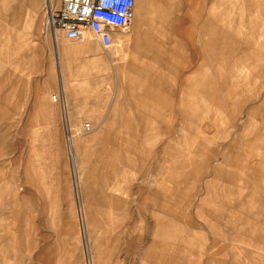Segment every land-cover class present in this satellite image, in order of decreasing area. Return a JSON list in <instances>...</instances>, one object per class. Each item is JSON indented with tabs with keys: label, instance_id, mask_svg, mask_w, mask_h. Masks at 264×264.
<instances>
[{
	"label": "rangeland",
	"instance_id": "374dc122",
	"mask_svg": "<svg viewBox=\"0 0 264 264\" xmlns=\"http://www.w3.org/2000/svg\"><path fill=\"white\" fill-rule=\"evenodd\" d=\"M181 1L177 0L171 20L175 19V9ZM46 4L47 0H39L37 6L33 5V31L29 34L20 32L22 42L23 39L29 42L23 44L17 54H11L5 68L0 69V73L10 74V87L16 90L9 102L14 111L5 117L0 111V264H150L149 261L162 260L148 251L154 218L144 210L141 197L148 188L159 189L156 181L163 177L168 164L164 160L163 147L169 142L179 141L178 134L168 132L173 119L168 106L171 102L161 101L158 131H149V122L153 120L149 116L151 114L138 108V104L128 103L131 95L120 94L125 90L122 82L129 75L125 70L127 63L121 57L124 52L128 53L131 44H122L119 35L123 39L130 36L134 21L127 30L111 33L113 42L107 48L92 32L78 42L66 39L61 32L55 39L47 24ZM185 7L181 11L185 23L169 27L172 35L181 36L182 49H175L173 37L160 39L159 51L166 53L147 55L137 63H152L158 67L169 62L176 68L170 72L174 89L199 85L193 80L201 74L195 73L199 72L200 66L204 71L206 62L209 70L205 73L210 78L206 85H226L234 80L241 85L237 88V97L241 94L239 98L264 92L263 77H251V66L243 59L239 60L247 34H264V0H225L223 3L207 0L205 4L194 2ZM210 11L222 15L219 21L222 29H229L232 25L234 37L238 36L233 40L238 59L230 62L225 55L220 69L210 63V52L199 36L201 20L193 18L197 12L206 16ZM3 26L4 23L0 22V40L6 29ZM87 36L91 39L87 40ZM55 43H59L58 47ZM120 44L123 47L121 51ZM18 59L26 62L25 68L18 64ZM32 59H36L37 65L33 69L29 67ZM95 62L103 64L88 65ZM88 69L94 71L90 73ZM96 77L101 78L96 81L101 85L89 87L90 82L86 79ZM189 77H192V83H186L185 79ZM60 86L65 88L62 91L67 97L80 92L96 93L102 89L105 101L93 107L94 111H85L88 107L75 108L67 98L68 107L64 113L59 109L48 116L34 114L38 98L45 105H59ZM187 92L190 91H172L170 100L178 103ZM54 96H57V101ZM140 97H148V94ZM222 99L228 97L223 94ZM245 105L237 104L239 117L236 121L227 107L217 121L208 119L203 123L204 134L212 140L210 149L221 153L232 138L244 137L242 128L247 116L239 112L245 110ZM262 105L260 102L247 103V110L254 112L255 117L251 121L259 142L256 141L257 150L253 152L247 151L245 145H238L241 160L264 157L261 142L264 118L260 116L264 103ZM214 106L211 107L215 109ZM236 122L237 130L233 128ZM86 123L92 124L91 132L84 131ZM71 133L78 141L76 146L83 158L79 168L75 167L70 152ZM215 163L213 160L209 163L210 169ZM209 178L198 180L203 192ZM260 181L264 187V171ZM220 186L234 185L222 183ZM84 188L98 195L116 196L125 201L126 210L121 208V214L117 210L113 216L106 207H91L97 203L90 201V194L84 192ZM259 197L264 207V188L260 190ZM146 206L151 210L161 208L153 200ZM187 211L191 213L192 209ZM231 220L238 221L237 227L226 224ZM199 222H205L204 218H199ZM240 224L236 216L228 214L223 224L207 230L202 238V248L214 244L224 247V258L215 260L213 264H257L260 256L264 259V246H254L252 240L239 236L236 229ZM259 227L264 230V212L260 221L255 219L250 223V228ZM247 250L252 256L246 258L243 255ZM203 252L187 249L184 264H197Z\"/></svg>",
	"mask_w": 264,
	"mask_h": 264
},
{
	"label": "crops",
	"instance_id": "0c3cea01",
	"mask_svg": "<svg viewBox=\"0 0 264 264\" xmlns=\"http://www.w3.org/2000/svg\"><path fill=\"white\" fill-rule=\"evenodd\" d=\"M220 1L223 3L225 0ZM176 2L177 0H174L172 4L167 5V10L160 13V18L157 21H139L140 16H138L136 11L133 20L134 26L130 36L123 39L119 35V40L122 44L123 42L131 44L128 53L124 52L121 57L127 63L125 70L129 75L122 82L125 90H122L120 94L122 96L131 95L128 103L138 104V108L151 114L149 116H152L153 120L149 122L151 124L149 131H158L160 107H162L161 101L166 102L169 100L171 103L168 106L173 119L168 132L170 134H178L179 138L178 142H169L163 147L165 151L164 160L168 164L167 171L163 173V177L156 181L159 189L148 188L147 192H144L141 197L142 205L145 206L144 210L149 211L154 218V224L150 226L149 233L152 240L148 251L163 258L162 260H153L148 263L184 264L187 258L185 252L189 249L193 252L198 250L203 252L204 250L203 254L198 257L197 264H213L215 260L224 258L222 255L224 247L214 244L203 246V249L202 238L205 237L207 230L217 228L223 224V220L228 214L236 216L241 221L240 228L236 229L240 234L239 236H242L244 240H252L254 246L259 248L264 246V230L260 227L250 228V223L255 219L260 221V216L264 212V207L261 206L259 197L260 190L264 188L260 185V178L264 171V157L241 160V151L238 149V145H245L247 151L253 152L257 150L255 143L256 141L259 142V138H256L258 133L255 134L251 121L255 116H253L254 112L252 109L247 110V103L260 102L261 106H263L264 92L260 91L252 96L239 98L241 94L237 97V88H241V85L234 80L230 84L226 83V85H206L205 83L210 81V78L205 73L209 70L206 62L204 63L205 70L203 71L200 66L199 72L196 71L195 73L201 74L199 78L195 77L193 80L195 83L199 82V85L174 89L171 86L170 72L175 71L176 68L169 62L161 63L158 67H155L152 63H137L147 55L159 56L166 53L159 51L158 43L160 39L161 41L170 40L173 37L174 47L177 51H180L182 49L181 36L178 34L172 35L169 27L176 25V23H185L186 20L182 17L181 11L186 9V4L191 5L194 2L205 4L207 0H182L175 9V19L171 20L173 19L171 17ZM170 5H173V7ZM193 16L195 20H201L202 22L199 36L204 41L205 48L210 52V63L215 68L220 69L225 61V55L230 62H236L238 55L235 54L233 40L238 38V36L234 37L233 35L234 27L230 25L229 29H222L219 25L222 15L211 11L206 16H202L200 12L193 14ZM0 22H3V27H6L3 39L0 40V69H4L6 62L11 59L10 55L14 52L17 54L18 49L29 42L26 39H23L22 42L20 32L25 31L29 34L33 31V0H0ZM247 35L245 38L247 42L241 48L242 55L239 60L243 59L249 67L251 66V77L261 76L264 79V34L263 32H257V34L250 32ZM99 37L104 39L102 36ZM261 38H263V41H261ZM86 39L90 40L91 38L87 36ZM55 44L58 47L59 43ZM105 44L110 45L111 43L107 44L105 42ZM119 50H123L121 44ZM56 60L59 62V56L56 57ZM18 61L15 60L16 63ZM19 63L24 68L26 67L25 61L20 60ZM101 64L103 63L95 62L88 65L95 67V65ZM29 67L32 69L37 67L36 59H32ZM88 71L91 73L94 70L88 69ZM86 80L90 82L89 87L96 88L101 85L96 83L101 78H88ZM185 80L186 83H192V77ZM10 85H12L10 74L1 72L0 111L4 114V117L14 111V107L9 102L10 97L15 95L13 92H16V90ZM59 88V105H45L39 102L38 98L35 102L34 114L48 116L49 113H55L59 109L64 113L68 107L66 105L67 98L70 99V103L75 108L80 106L88 107L85 111H94L93 107L105 101L103 100L105 94H103L102 89L96 93L80 92L67 97L65 92H63L65 88L62 86ZM177 89L190 91L181 97L178 103L170 100L171 92ZM145 94H148V97H140V95ZM223 94L228 97L227 101L222 99ZM145 102H148V104L142 105ZM238 103H246L244 106L245 110L239 112V114L244 113L247 116L245 125L242 128L244 137L232 138L228 145L222 148L223 151L221 153L214 148L210 149L212 140L204 134L203 123L208 119L217 121L219 114L224 113L227 107L231 117L236 121L239 117L237 116ZM212 105H215V109L211 107ZM249 107L251 108V105ZM260 116L264 118L263 109L260 110ZM257 117L259 118V116ZM54 123L58 126L61 125L59 122ZM233 128L238 129L237 122ZM246 134H252V136H245ZM73 136L71 133V137ZM262 136L263 141L261 142L263 143L262 148L264 151V132ZM74 138L70 143V146H72L70 152L73 154L75 167L79 168L83 164V158L80 156L79 149L76 146L78 141ZM140 149H143V147H140ZM102 152H104V149ZM219 158L221 159L219 160ZM212 160L216 161V163L210 169L209 163ZM79 175L82 176V173H79ZM208 176L210 178L206 180L205 191L203 192L198 185V180L201 177ZM222 183L234 186L221 187ZM83 191L90 194L91 202L97 203L92 204L91 207L98 209L99 207H106L113 212V216L117 210L121 214V208H123V211L126 210L125 201L118 199L116 196L98 195L86 188ZM151 200L161 208L151 210L147 207L146 205ZM214 203L215 205H213ZM190 209H192L191 213L187 211ZM199 218H204L205 222H199ZM237 222L231 220L230 222L226 221V224L237 227ZM243 256L247 258L252 255L247 250ZM256 263L264 264L262 256L259 257Z\"/></svg>",
	"mask_w": 264,
	"mask_h": 264
},
{
	"label": "built area",
	"instance_id": "2783aa9c",
	"mask_svg": "<svg viewBox=\"0 0 264 264\" xmlns=\"http://www.w3.org/2000/svg\"><path fill=\"white\" fill-rule=\"evenodd\" d=\"M136 2L137 0H49L46 4L47 24L51 31L61 32L66 39L74 42L92 32L97 37L104 38L102 42L107 48L112 43L111 33L127 30L133 23ZM54 100L57 101L56 96ZM83 129L91 132L93 126L86 123Z\"/></svg>",
	"mask_w": 264,
	"mask_h": 264
},
{
	"label": "bare ground",
	"instance_id": "6f19581e",
	"mask_svg": "<svg viewBox=\"0 0 264 264\" xmlns=\"http://www.w3.org/2000/svg\"><path fill=\"white\" fill-rule=\"evenodd\" d=\"M34 1H33V5L37 6L39 0H34ZM48 1L49 0H47V2ZM167 1L166 0H151V1L150 0H137L136 8H137L138 16H140L139 21H143V20L157 21V18L159 20L160 13L165 12V10H167V7H168L167 5L172 4L174 0H167ZM51 32L55 36L54 37L55 39L59 38L58 33H56L53 30Z\"/></svg>",
	"mask_w": 264,
	"mask_h": 264
}]
</instances>
